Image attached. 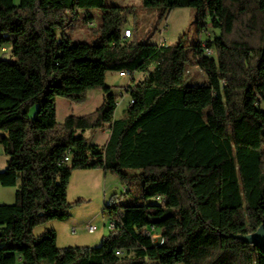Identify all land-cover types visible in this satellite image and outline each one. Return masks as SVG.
Wrapping results in <instances>:
<instances>
[{"label": "trees", "instance_id": "trees-1", "mask_svg": "<svg viewBox=\"0 0 264 264\" xmlns=\"http://www.w3.org/2000/svg\"><path fill=\"white\" fill-rule=\"evenodd\" d=\"M141 4L159 20L190 8L197 34H217L159 47L134 30L123 40L130 6L0 0V46L13 58L0 59V185L16 188L14 203L0 204V264H264L263 244L231 237L264 229V0ZM91 9L100 10L93 41L72 42L77 13ZM189 67L203 80L192 83ZM123 71L144 77L127 86L132 103L114 120L119 96L105 77ZM91 89L101 105L57 123L56 99L79 105ZM106 126V143L91 145L85 132ZM76 170L107 172L125 193L140 181V196L104 204L114 227L98 246L59 248L54 230L33 231L84 203L67 200Z\"/></svg>", "mask_w": 264, "mask_h": 264}, {"label": "rangeland", "instance_id": "rangeland-1", "mask_svg": "<svg viewBox=\"0 0 264 264\" xmlns=\"http://www.w3.org/2000/svg\"><path fill=\"white\" fill-rule=\"evenodd\" d=\"M13 2L15 5L18 4V0H13ZM106 5H122L133 8L132 13L127 17L126 25H129L132 30L135 31V39L138 42L145 41L150 37V42H156L155 44H157L159 40V34L157 31L161 23L166 25L163 37L168 45L178 43L183 34H185V37L183 38V42L185 44H196L200 41L205 42L212 39L213 36L217 34L216 31L211 29L207 30L208 33L202 32L201 34H197L194 25V12L190 8H177L171 10L163 18L164 20H159L157 8L144 7L141 4V0H106ZM88 12L89 13H77L79 22H77L72 29L68 31V35L70 36L72 42L91 43L93 41L95 34L94 30H97L100 23V10L91 9L88 10ZM124 29H126V27ZM155 29L157 33H154ZM11 61H13V58H11ZM186 75L192 83L203 80V74L197 67H189ZM143 77L144 74H142V72H134L133 81H139L143 79ZM127 82H131L130 77L120 78L118 73L115 74L113 72H108L105 84L111 88V93L119 96L118 91L121 89V86ZM119 99L120 97L117 99L118 102ZM261 108L264 109V103L261 104ZM91 132L94 131L92 130ZM85 172H93V170H86ZM71 190L73 189L70 188L68 192L67 187V200H69V202L79 198L76 197L70 200L73 192H71ZM129 190V193H125L119 186H116V188H110L108 191H114L115 193L106 200V203H111L112 205H127V203L134 198H138L141 190L140 181H137L136 184L134 183L129 186ZM92 192L93 194H90L91 198H89L87 205L75 209L70 225H60L61 222L52 221L60 225V228L57 226L58 229H60L59 236L56 241L57 247L61 244L64 245L63 247H96L100 244L102 235L109 231V218L102 213L103 201L101 192H99V190L97 191L96 187L92 188ZM97 193L98 196H96ZM108 193L110 192H107V194ZM112 196L115 197L112 201H110ZM89 226H95L97 229L90 233L87 229ZM43 228L44 225L36 227L33 234L35 236L40 235L43 232ZM71 228H73L72 231Z\"/></svg>", "mask_w": 264, "mask_h": 264}, {"label": "crops", "instance_id": "crops-1", "mask_svg": "<svg viewBox=\"0 0 264 264\" xmlns=\"http://www.w3.org/2000/svg\"><path fill=\"white\" fill-rule=\"evenodd\" d=\"M163 25H164L163 23L160 24L157 32H159L160 28ZM126 29L132 30V28L129 25H126ZM159 42L157 44H159ZM164 42L166 44V41ZM152 43H156V42H152ZM0 59H11V48L9 45L0 46ZM113 73L116 74V72H113ZM106 77H107V73H106ZM106 77H105V82H106ZM130 80L131 82L133 81V76L130 78ZM131 82H127L126 84L122 85L121 89L118 91L120 99H119V102L117 100V106H116L114 117H113L114 120L120 119L128 107L129 96L128 94H126L125 89L127 88V86L131 84ZM126 97H127V100H126ZM102 98H103V95L100 89L89 90L87 92L85 102L79 105L72 104L69 101L67 102V100L65 99L57 98L55 101L57 123L62 124L65 118H67L68 116L79 117V116H84V115H87L93 112L95 109H97L101 105ZM35 109L36 108H33L31 112L35 111ZM107 127L108 126H106L104 130H97L94 132H91V131L85 132V136L86 138H89L87 140L90 142L91 145L103 146L106 143L108 136H109V131ZM5 166H6V157L4 156L2 149L0 147V171H2L5 168ZM85 171L86 170L73 171L70 177V180H69V184H68V192L70 188L73 189L71 190V192L72 191L73 192H72V197L70 198V200H72V198L79 197L80 199L84 200V203L78 207L71 209L70 217L67 220L61 222L60 225L68 226L71 224V221L75 213V209H78L79 207L87 205V203L89 202V198H91L90 194H93L92 192L93 187H96L97 191L99 190V192H101L103 206L104 204H106V200L112 194L115 193L114 191H108L110 190V188L112 187L116 188V186H119L123 192H126L125 187L120 185L118 179L115 176L107 172H104L102 170H93V172H85ZM15 191H16L15 187H2L0 185V204H7V205L13 204L15 201ZM107 192H110V193L107 194ZM96 196H98V193ZM60 225L56 224V222H49L46 225H44L43 230L45 229L54 230L56 232V241H57L59 232H60V229H58L57 226H59L60 228ZM72 229L73 228H71V231ZM108 232L104 233L102 237L107 235ZM63 246L64 245L62 244L58 245V247H63Z\"/></svg>", "mask_w": 264, "mask_h": 264}, {"label": "built area", "instance_id": "built-area-1", "mask_svg": "<svg viewBox=\"0 0 264 264\" xmlns=\"http://www.w3.org/2000/svg\"><path fill=\"white\" fill-rule=\"evenodd\" d=\"M131 37H132V31L130 29H124L122 33L123 40H130ZM159 41H166L165 38L163 37V30L160 31ZM208 53L210 54V51H208ZM118 76L120 78H127V77L131 78V74L128 71L119 72ZM131 103L132 101L129 100L128 105H130ZM64 160L69 161V155H66ZM156 200L160 201L159 198H157ZM113 227L114 226L112 224H109V229H113ZM87 229L91 233V232H94L97 228L95 226H89ZM145 235L148 236L153 242H156V240L160 238L159 231L154 230V229L149 230L148 232H145ZM147 264H157V263H147Z\"/></svg>", "mask_w": 264, "mask_h": 264}, {"label": "water", "instance_id": "water-1", "mask_svg": "<svg viewBox=\"0 0 264 264\" xmlns=\"http://www.w3.org/2000/svg\"><path fill=\"white\" fill-rule=\"evenodd\" d=\"M234 239H240L246 244H263L264 245V229L260 226L255 232L246 235L231 236Z\"/></svg>", "mask_w": 264, "mask_h": 264}, {"label": "bare ground", "instance_id": "bare-ground-1", "mask_svg": "<svg viewBox=\"0 0 264 264\" xmlns=\"http://www.w3.org/2000/svg\"><path fill=\"white\" fill-rule=\"evenodd\" d=\"M165 27H166V25H164L160 30H159V35H160V31L161 30H163V33H164V29H165ZM159 41V40H158ZM165 42H162V41H160L159 42V44H158V46L159 47H163V44H164ZM116 255H119V253H116Z\"/></svg>", "mask_w": 264, "mask_h": 264}]
</instances>
